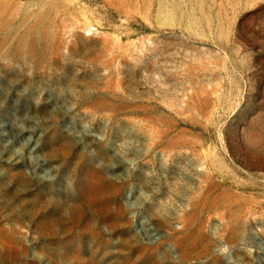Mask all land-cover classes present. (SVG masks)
Wrapping results in <instances>:
<instances>
[{
  "label": "rangeland",
  "instance_id": "obj_1",
  "mask_svg": "<svg viewBox=\"0 0 264 264\" xmlns=\"http://www.w3.org/2000/svg\"><path fill=\"white\" fill-rule=\"evenodd\" d=\"M0 264H264V0H0Z\"/></svg>",
  "mask_w": 264,
  "mask_h": 264
}]
</instances>
